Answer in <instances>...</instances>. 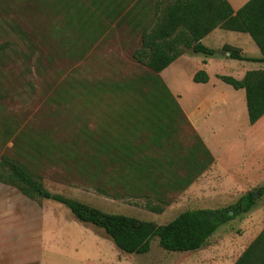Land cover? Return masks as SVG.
Here are the masks:
<instances>
[{
	"label": "rangeland",
	"instance_id": "1",
	"mask_svg": "<svg viewBox=\"0 0 264 264\" xmlns=\"http://www.w3.org/2000/svg\"><path fill=\"white\" fill-rule=\"evenodd\" d=\"M169 1L0 0V156L20 161L51 192L156 224L186 209L226 207L263 186L264 116L250 124L244 90L212 74L208 85L194 83L200 53L159 73L185 120L173 116L155 141L137 124L141 117L133 108L152 111V100L120 85L153 74L132 54L141 29L152 27ZM121 6H133V17L119 21L113 11ZM221 33L226 41L250 39L244 32ZM212 63L213 72L235 78L264 67L230 57ZM188 120L203 128L213 122L215 133L204 134L217 162L207 158ZM87 134L130 141L153 166L147 178L107 183L106 173L99 183L55 157L57 149L34 142L71 141L69 152L80 153L89 151L82 141ZM16 183L0 168V264H233L264 226L263 194L199 249L166 251L153 238L147 253H125L103 229L77 220L59 202L23 193Z\"/></svg>",
	"mask_w": 264,
	"mask_h": 264
},
{
	"label": "trees",
	"instance_id": "2",
	"mask_svg": "<svg viewBox=\"0 0 264 264\" xmlns=\"http://www.w3.org/2000/svg\"><path fill=\"white\" fill-rule=\"evenodd\" d=\"M133 11V6H121L113 13L122 22L130 19V16L132 18ZM216 27L249 34L261 54L260 57H248L241 54L239 48L224 45L221 50L228 52V57L264 63V0H247L236 11L228 0H170L154 25L141 29L140 46L134 50L132 56L153 72L147 79L152 83L148 84L146 80L138 78L128 80L120 86L140 92L142 100H152V111L147 112V106L134 107L133 110L141 117L137 119V124L147 128L154 141L167 133L166 127L173 116L185 120L182 109L164 84L159 72L177 58L183 48L205 56L215 55L216 50L204 46L200 40ZM217 77L235 89H244L250 124L264 115V69L246 71L241 79L230 75ZM192 79L195 82H206L208 76L201 69L194 73ZM42 136L39 137L43 138ZM76 141H80L79 137ZM82 141L89 151L71 153V141L49 144L42 143L40 139L34 140L35 143L45 146L44 148L50 146L53 150L57 149L55 157L75 165L78 174L99 183L106 173L107 183H116L125 176L132 178L131 183H134L140 178H147L153 167L147 158L137 156L136 146L130 141H107L96 137L95 134H87V138ZM75 144L76 142H72V145ZM26 146L33 149L35 144ZM205 154L208 159L211 158L208 150H205ZM107 167L109 172H106ZM154 167L156 168L155 165ZM0 168L7 171L23 193L63 204L77 220L103 229L119 250L133 254L147 253L153 238H156L159 246L166 251L184 252L199 249L220 224L249 211L264 194L263 185L248 190L235 203L226 207L186 209L168 222L156 224L125 214L105 212L77 199L51 192L20 161L8 156H0ZM233 264H264V226Z\"/></svg>",
	"mask_w": 264,
	"mask_h": 264
},
{
	"label": "crops",
	"instance_id": "3",
	"mask_svg": "<svg viewBox=\"0 0 264 264\" xmlns=\"http://www.w3.org/2000/svg\"><path fill=\"white\" fill-rule=\"evenodd\" d=\"M247 1V0H246ZM245 1V2H246ZM228 2L230 3L232 9L234 11H236L239 7H241L245 2H243L241 5H239L238 3L236 4L237 6H234L232 4V1L231 0H228ZM239 5V6H238ZM223 30H227V29H223V28H220V27H216L214 28L212 31H210L208 34H206L203 38H201L200 42L206 46V47H209V48H212L214 50H216V54L213 55V56H205L203 55L199 62L200 63L198 65V69H196L194 72L191 73V79L194 75V73L198 70H204L208 76V80L206 82H194L196 84H200V85H208L211 81V75H214L216 78L217 75H227V74H220V73H215L213 72L212 69V61L214 60H218V59H222V58H226L228 57V52L226 51H223L221 50L222 47L224 45H230V46H233V47H237L240 49L241 51V54H243L244 56H248V57H260V50L258 48V46L256 45V43L253 41V39L249 36L250 39H248V37H243L242 40L240 39H237L235 40V42H231V41H226L222 38V31ZM229 31V30H228ZM232 31V30H230ZM235 32H240V31H235ZM245 33V32H244ZM247 34V33H246ZM253 42V43H251ZM188 49V48H187ZM183 50V52L177 56V58H175L168 66H166L163 70H169V71H172V67H173V64L175 62H177L180 58H188L190 57L189 55L193 54V52H189L188 50ZM223 53V54H222ZM186 54H189L188 56ZM201 54V53H200ZM238 60V59H236ZM239 61V60H238ZM240 61H245V60H240ZM245 62H253V61H245ZM260 63V62H258ZM256 69H264L263 68H256ZM210 70V72H209ZM249 70H254V69H247L246 71H249ZM162 71V70H161ZM212 71V72H211ZM246 71L244 72V74L246 73ZM160 73V72H159ZM243 74V76H244ZM242 76V77H243ZM241 77V78H242ZM235 78V77H234ZM241 78H237V79H241ZM219 79V78H218ZM220 80V79H219ZM211 87H214V85H210ZM239 89H242V88H239ZM244 90V89H243ZM212 100V99H211ZM264 116V115H263ZM226 119V122L229 121V124H231L232 122V117L229 116V118H225ZM189 121V120H188ZM189 123L193 126V129L195 130V132L197 133V135L199 136L200 140L202 141L203 145L205 146V148L209 151V153L214 157L215 161L217 162V157H215L212 153V151L209 149L206 141L208 139V136H205L204 133H210V134H213L215 133V128L213 127V122H208L207 123V126H205L204 128L201 126V127H197L196 125H194L191 121H189ZM231 130V129H230ZM204 134V135H203Z\"/></svg>",
	"mask_w": 264,
	"mask_h": 264
},
{
	"label": "water",
	"instance_id": "4",
	"mask_svg": "<svg viewBox=\"0 0 264 264\" xmlns=\"http://www.w3.org/2000/svg\"><path fill=\"white\" fill-rule=\"evenodd\" d=\"M256 195V194H255Z\"/></svg>",
	"mask_w": 264,
	"mask_h": 264
}]
</instances>
